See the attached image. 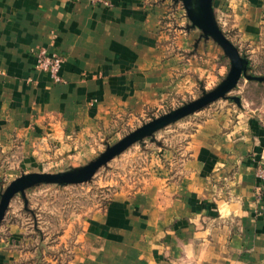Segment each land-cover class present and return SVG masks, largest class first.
<instances>
[{"label": "crops", "instance_id": "obj_1", "mask_svg": "<svg viewBox=\"0 0 264 264\" xmlns=\"http://www.w3.org/2000/svg\"><path fill=\"white\" fill-rule=\"evenodd\" d=\"M233 2L234 33L250 47V67L262 64L264 0ZM169 11L167 0H0V168H27L53 145L89 151L93 138L222 77L221 49L192 27L173 37ZM41 49L63 57L60 82L36 68ZM256 89L264 82L249 80L233 100L241 113L212 111L179 148L160 147L164 162L146 189L87 218L62 264H264L256 177L264 93ZM3 230L0 264H60L18 222Z\"/></svg>", "mask_w": 264, "mask_h": 264}, {"label": "rangeland", "instance_id": "obj_2", "mask_svg": "<svg viewBox=\"0 0 264 264\" xmlns=\"http://www.w3.org/2000/svg\"><path fill=\"white\" fill-rule=\"evenodd\" d=\"M217 3H221L217 10L219 26L237 47L241 44L239 46L242 50L238 48L243 55H251L252 53L248 54L250 47L239 43L238 33H234L235 28L231 26L233 0H218ZM167 5L170 7L167 24L172 36L180 32H189L191 22L182 0H167ZM194 32L198 35L201 33L198 28H194ZM209 39L214 41L212 38ZM216 45L223 52V58L220 60L227 63V69L224 70L222 77L210 84L199 82L194 92L174 101L171 100L162 107L151 108L138 120L126 123L117 132L108 134L106 137L93 138L89 151L79 152L80 148H61L59 145H53L47 151L48 153L36 158L34 163L27 165V168L14 170L7 169L6 166L0 168V200L8 184L23 173L59 172L85 165L137 127L216 87L227 75L230 66L229 58L224 54L222 47L217 43ZM250 73L264 75V61L262 64L255 62L254 66L250 67ZM248 83V79L241 77L238 85L229 95L242 97L246 93L245 88ZM254 92L264 93L261 89H256ZM227 107H232L237 110V113H241L237 103L232 99L219 98L200 110L159 129L153 137H146L142 141L131 144L106 164L100 166L88 181L66 185L43 183L27 189L25 196L16 194L11 199L5 213L8 219L5 221L3 219L0 225L1 231L11 220L16 221L34 233L38 240L36 245L39 246L43 257L53 258L60 264L66 263L73 258L76 247L81 245L84 222L87 218L97 210L105 209L116 196L121 194L132 196L146 189L151 177V169L157 168L158 164L164 162V157L160 154L163 149L160 150V147L179 148L186 134H190L197 122L205 115ZM10 215L13 217L10 218Z\"/></svg>", "mask_w": 264, "mask_h": 264}, {"label": "water", "instance_id": "obj_3", "mask_svg": "<svg viewBox=\"0 0 264 264\" xmlns=\"http://www.w3.org/2000/svg\"><path fill=\"white\" fill-rule=\"evenodd\" d=\"M182 2L191 22L190 27L198 28L202 37L212 38L229 58L230 66L227 75L213 89L137 127L85 165L59 172H30L18 176L1 194L0 225L11 199L16 194L25 196L27 189L43 183L66 185L88 181L100 166L106 164L131 144L142 141L146 137H153L159 129L200 110L207 104L219 98L232 99L240 103L239 96L229 95V93L237 86L241 77L264 82V75L250 73L248 58L241 53L219 26L213 6L214 0H182Z\"/></svg>", "mask_w": 264, "mask_h": 264}, {"label": "built area", "instance_id": "obj_4", "mask_svg": "<svg viewBox=\"0 0 264 264\" xmlns=\"http://www.w3.org/2000/svg\"><path fill=\"white\" fill-rule=\"evenodd\" d=\"M93 3L98 4H109L110 0H90ZM63 57L57 54H49L45 49H41L37 54L36 68L40 71L49 73L51 78L55 82L61 81V76L59 74ZM256 177L260 182V185H264V150L260 155L258 166L256 168ZM260 185L257 189L260 190Z\"/></svg>", "mask_w": 264, "mask_h": 264}]
</instances>
